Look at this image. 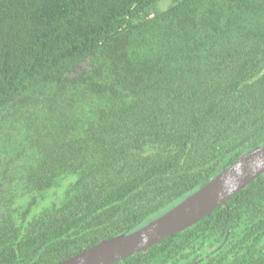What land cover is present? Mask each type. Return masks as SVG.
I'll list each match as a JSON object with an SVG mask.
<instances>
[{"label":"trees","instance_id":"trees-1","mask_svg":"<svg viewBox=\"0 0 264 264\" xmlns=\"http://www.w3.org/2000/svg\"><path fill=\"white\" fill-rule=\"evenodd\" d=\"M264 143V0H0V264L132 232ZM113 264H264V172Z\"/></svg>","mask_w":264,"mask_h":264},{"label":"water","instance_id":"water-1","mask_svg":"<svg viewBox=\"0 0 264 264\" xmlns=\"http://www.w3.org/2000/svg\"><path fill=\"white\" fill-rule=\"evenodd\" d=\"M263 172L264 143L242 154L205 185L145 225L126 234L102 239L53 264H113L134 252L145 251L201 220Z\"/></svg>","mask_w":264,"mask_h":264}]
</instances>
